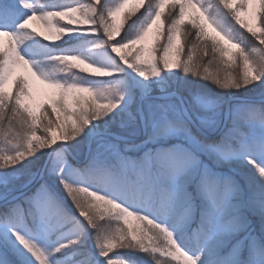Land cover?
<instances>
[{
	"label": "snow or ice",
	"instance_id": "1",
	"mask_svg": "<svg viewBox=\"0 0 264 264\" xmlns=\"http://www.w3.org/2000/svg\"><path fill=\"white\" fill-rule=\"evenodd\" d=\"M165 2L139 0L146 19L135 35L126 36L123 19L117 23V18L122 13L125 19L128 17L129 13L124 10L129 0L114 5H104L102 2L63 5L55 7V11L37 8L28 0H0V20L5 23L13 18L17 5L26 10L16 24V30L0 29V37L8 39L7 47L0 41V142L16 148L12 153L0 154V167L12 166L32 155L37 148L56 144L53 133L66 142L74 139L90 120L98 119L117 107L119 100H113V96L122 98L116 85L91 87L81 83L85 76L78 78L71 71L80 65H85L81 72L91 69L93 74L101 77L113 76L119 69L90 62L80 52L51 54L37 67L38 61L23 54L21 45L33 38L41 41V35L44 41L53 42L73 34L85 35V32L100 37L95 48L109 46L119 64L145 80L150 76H159L162 69L176 68H182L184 73L193 76L201 75L202 69L206 74L203 79L211 80L222 89L240 90L261 80L264 74V48L251 41L245 43L248 38L243 33L237 35L239 30L232 21L240 28H246L252 37L264 45V0H239L236 7H233V0H209L207 3L205 0H172L166 16ZM249 5L252 6L253 20L260 27L259 35L240 18V12H247ZM136 11V8L131 9L133 13ZM186 16L187 24L191 27L182 31ZM57 17L66 20L67 24L54 27L53 18ZM37 20L41 22L46 35L35 29L29 31L30 22ZM209 28L215 35L209 34ZM232 48L236 51L233 52ZM145 65L150 71L143 70ZM17 69H23V72L17 73ZM57 74H60L59 78ZM68 74H71V79L65 80L63 77ZM243 110L249 115L257 111L254 105H244ZM259 117V124L253 123L251 131H240L242 122L233 111V126L219 139L212 137L214 121L201 117L199 126L169 121L161 134L180 136L182 143L145 153L139 161H127L116 153V158L124 162L125 170L131 168L135 171L138 188L147 197L155 199L162 213L168 211L174 199L181 197L184 204L181 218L191 226L189 236L199 249L194 254L179 244L173 232L163 224L129 210L100 192L73 186L61 179L60 183L73 206L89 227L94 226L96 221L106 220L105 213L110 219H123L125 224L130 217L146 222L143 227L126 231L117 228L114 232L111 227L95 224L97 234L94 236V246L104 259V264H129L121 257L114 259L111 255L113 249L145 253L152 264H161L155 255L157 252L160 256L167 254L173 260L182 258V264H198L207 252V264H223L227 253L222 256L220 250L227 241L219 234L233 228L238 216L241 218L238 230L243 231L247 227L241 207L243 189L231 179H221L204 164L201 157L208 156L219 163L242 156L258 172L259 181L264 185V165L252 158L257 153L264 155V103H260ZM257 129L260 136L253 139L250 146L251 134ZM38 132L43 134L38 135ZM249 152L251 156L247 154ZM192 182L196 185L197 196L204 202L203 207L195 206L188 191L187 185ZM24 203L31 210L28 219L45 222L59 220L60 209L54 205L51 194L43 184L25 196ZM247 207L264 221V196L255 199L249 196ZM3 215L22 219L25 210L20 204H13L4 210ZM12 235L35 257L38 264H50L48 256L34 241L15 231ZM244 239L247 241L244 247L257 249L259 264H264V238L257 240L255 234L249 232ZM78 242L79 238L60 243L49 255L60 253ZM76 264L81 262L77 261ZM237 264H248V257L238 258ZM253 264H256L255 258Z\"/></svg>",
	"mask_w": 264,
	"mask_h": 264
},
{
	"label": "rangeland",
	"instance_id": "2",
	"mask_svg": "<svg viewBox=\"0 0 264 264\" xmlns=\"http://www.w3.org/2000/svg\"><path fill=\"white\" fill-rule=\"evenodd\" d=\"M28 2L33 3L37 8L45 7V4V8L55 11L57 10L55 8L57 6H76L77 3H100V0H28ZM106 2L108 4L112 2V5H114L115 3L122 2V0H106ZM205 2L207 3L209 0H205ZM238 3V0H233V7H236ZM139 6H141L139 0H129V4L124 12L132 15L133 12H131V9H137ZM25 14L26 10L17 5L14 16L11 20L7 23L0 20V29L10 31L16 30V24ZM240 18L246 21L249 27L259 35L260 27L258 26V23L253 20L252 6H250L249 12L241 11ZM55 19L59 18H53L54 27L57 26ZM122 19L123 21L125 19L123 13L117 18V23ZM12 21H14V23H12ZM61 21L65 23L64 25L67 24L66 20ZM232 24L238 30L248 31L246 28H240L239 25H236L234 20L232 21ZM80 27L86 28L87 26ZM30 28L35 29V31L39 33L47 34L44 32V28L38 20L30 22L29 31H31ZM123 30L125 29H122V31ZM126 31L127 29L125 30V35ZM208 32L210 35H215L211 28L208 29ZM84 34L85 35L73 34L65 36L63 38L65 41L73 43H70L67 47L61 49H51V52H49L47 56L59 52H80L82 55H85L90 62L97 63L110 69H119V71H116L114 75L110 77H101L98 74H93L91 69L87 72H81L80 70H77V68L72 69L71 71L75 73L78 78L80 76H85L81 83L91 87L116 85L118 92L122 93V98L120 96L112 97L113 100H119V103L115 109L108 113L109 117L107 121L118 125V129L121 131L116 133L129 138L132 141H119L116 137L111 135L93 136L89 144L86 160H84V156L86 155L85 143L81 153L76 154L70 150L73 155H77L79 159L83 161L82 163L87 164L85 168L88 167L89 162L90 170L98 171V168H100L101 165L106 164L107 170L103 169V181H100L97 178L92 179L84 177L82 173L73 166L60 146L54 148V155L45 171L41 174L40 171L44 160L49 149L53 145L50 147L46 146L43 149L37 148L36 152L32 155L25 157L23 160L18 161L12 166L0 167V264H38L35 257L15 240V237L12 235V232L14 231L21 233L27 239L34 241L45 255L48 256L50 264H76L77 261H80L81 264H104V259L98 255L97 249L94 246V236L97 234L95 224H103L111 227V230L114 232L117 228L126 231L129 228H135L137 226L143 227L144 223H146H142L141 221L130 217L128 218L127 224H125L123 219H110L108 214L105 213L106 220L96 221L94 226L89 227L84 218L79 215L76 208L73 206V203L65 192L63 185L60 183L61 179L70 185L83 186L92 191L100 192L127 207L129 210L139 212L140 214L153 219L154 222L163 224L173 232L174 238L177 239L179 244L185 246L187 250L194 254L196 251H199V249L189 236L191 226L186 220L181 218L184 210V204L182 203L181 197L174 199L170 203L168 211L162 213L154 198H149L147 196H134L136 193H139V195L145 194L138 188L135 171L131 168L125 170L124 162L116 158V153H119V155L126 158L127 161H139L144 157L145 153H154L158 149L168 148L183 142L181 137L175 134H161V130L166 127L169 121L172 123H188L182 114L178 99H158L156 97H149L152 95L159 96L177 91L167 89V86L162 79L157 76H150L147 80L138 76L131 69L118 63L117 59L114 57L115 54L111 53L109 46L105 45L101 48L94 47L101 39L100 37L90 36V34L86 32ZM40 38L43 40V35H41ZM252 38L257 40L255 37ZM0 41L3 42L4 47L8 46L7 37H0ZM150 41L151 36L149 37V42ZM257 41L259 42V40ZM33 42L34 38L24 42V45L27 47L26 51H35L29 48ZM43 42L47 48L49 47V44L59 43L57 41L53 42L44 40ZM231 50L233 52L236 51L234 48ZM22 53L25 54L23 51ZM225 59L227 60V58ZM82 68H85V65H80L78 69ZM145 68H147L146 65L143 66V70H145ZM22 72L23 69H17V73ZM63 78L65 80H70L71 74H68ZM128 86H130V88H128ZM263 88L264 78L261 75L260 81L247 86V88L240 89L241 92H244L243 90H245L248 94L239 96L238 91L233 92L231 96L248 98L249 101L232 102L230 105V116L225 123L224 108L227 97L221 101L218 97V94H220L219 92H216L214 99H192L191 107L186 105L183 100L184 108L189 117L198 126L199 118L201 117L215 122L212 128V137L214 139H219L233 126V111L237 113L238 118L242 122L240 131H251V125L253 123L256 125L259 124V105L256 103H264V101H261V99L264 100V94L262 93L264 91ZM140 98H142L140 108L144 118L143 123L137 108V103ZM244 105H254L257 109L256 113L254 115H249L243 110ZM105 130H107L106 124H99L96 122L91 123L87 126L86 137L93 132ZM37 134L42 135L43 133L38 132ZM52 135L56 136V142L66 143V141L59 138L58 134L53 133ZM259 136L260 131L258 129L252 132L251 138L249 139L250 146L253 143V139L259 138ZM1 148L3 149V152L0 154H9L16 151V148L12 145L2 146ZM247 154L249 156L252 155L251 152ZM252 158L257 160L258 163L264 165V155L257 153ZM201 159L204 164L211 168L221 179H231L243 189L244 200L241 202V207L243 208L244 216L246 217L247 227L243 231L238 230L241 223V218L238 216L233 228L219 234L227 241L226 246L220 250V255L222 256L227 253L223 264H237L238 258L243 256L248 257V264H253V258L256 259V264H259L258 250L244 247L247 243L244 238L249 232L254 233L257 240L264 238V221H262L255 212L249 211L247 207V198L249 196L253 199L264 196V185H261L259 181L258 172H256L252 165L248 164L242 156L219 163L208 156H202ZM25 162L35 164V170L21 172L20 169H22V165ZM106 175H110V177L105 178ZM41 184L47 187L48 192L53 198L54 205L60 209L58 221L54 219L45 222L43 220L37 221L34 218L28 219V213L31 210L29 206L24 203V200L21 201L20 204L25 210L24 218L13 219L6 218L3 215L4 210L16 201H8L9 197L29 189L26 193L27 196L34 192ZM131 184H133V186H131ZM187 188L194 199L195 206L197 208L203 207L204 202L197 196L195 183H189ZM76 238H79L78 243L70 245L60 253L49 255L55 246ZM241 241H243V243H238ZM161 245H164L163 237H161ZM229 249H231V251H229ZM121 252H127V250L113 249L111 255L114 259L116 256L121 257L128 261L129 264H152L150 257H147L145 253L131 251L129 253L132 254V257H135V260H129L124 258ZM74 253L78 254L74 255ZM155 255L160 259L161 264H182V258L173 260L172 257L167 254L160 256L159 252L155 253ZM89 257L90 260L88 259ZM208 259L209 254L206 252L202 261L198 262V264H207Z\"/></svg>",
	"mask_w": 264,
	"mask_h": 264
},
{
	"label": "trees",
	"instance_id": "3",
	"mask_svg": "<svg viewBox=\"0 0 264 264\" xmlns=\"http://www.w3.org/2000/svg\"><path fill=\"white\" fill-rule=\"evenodd\" d=\"M100 2H102L104 5H112V2L108 4L106 2V0H100ZM145 2H147V0H145ZM171 4H172V0H166L165 5H164V15L165 16L168 14V11L170 9ZM44 6L46 7L45 4H44ZM250 6L251 5H249L247 12H249ZM256 7H258V5H256ZM55 20H56L57 26H64V24H65L64 22H62L59 19H55ZM144 20H145V13L143 10V6L141 5L137 8L136 12H134L132 15H128V17L126 19H124L125 29H127L126 36L135 35L136 32H138V30H139L140 26L142 25V23L144 22ZM187 20H188V17L186 16L185 17V25L182 26V31L184 30V28H190L191 27L190 25L187 24ZM12 23H14V21H12ZM192 31L194 33L195 30L193 29ZM239 33H243V36L248 38L247 40H245V43H248L249 41H251L252 44H255L261 48H264L263 45H261L257 40L252 38L251 34L248 31L239 30L237 35ZM192 38H194V37H192ZM241 38L243 39V37H241ZM57 42H59V43L58 44H53V43L49 44V47L47 48V46L44 45V42L42 39L40 41L38 38H34V42L32 43V45L29 48H31L32 50H35V51H33V52L32 51L31 52L26 51L27 47H26V45H24V43L21 45V50L28 57L38 61L37 66L39 67V64L45 61L44 58L47 57V54L49 52H51V49H56V48L61 49V48L67 47L68 44L73 43V42L65 41L64 39H62L61 41H57ZM209 44H210V41H209ZM77 70H80V69L77 68ZM145 70L150 71V69H148V67L145 68ZM212 70L213 69H210V71H212ZM200 71H201V75L193 76L191 73H184L182 68H176V69H171V70H163L162 69L160 71V75L157 77L162 79V81L167 86V89L179 92L182 95L185 104L188 105L189 107H191V100L192 99H196V98L214 99V95L216 94V92L220 93V94H218V97H219V99H221V101L226 99V97L231 96L232 93L235 91H238L239 96H244V95L248 94V92L245 90H243L244 92H241V90H235L232 88H228V89L219 88L211 80H204L203 75H206V74L203 73L202 69ZM59 76H60V74H57V78H59ZM262 77L264 78V74H262ZM128 88H130V86H128ZM262 93L264 94V91ZM256 104L260 106V103H256ZM108 117H109V114L107 113V114L99 117L98 119L90 120L89 124L95 123V122L99 123V124H101V123L106 124L107 130H109L111 132H120L121 130L118 129V127H117L118 125L107 121ZM88 125H86L82 129V131L79 133L78 136H76L74 139L66 142L67 147L72 152H74L76 154L82 152L83 147H84V143L86 142V129H87ZM6 145H9V144H7L6 142H0V148L2 146H6ZM70 162L72 163L71 160H70ZM72 164L74 167H76L82 173V175L84 177L92 178V179L97 178L100 181L104 180L103 169L107 170L106 164L101 165V167L98 168V171L90 170L89 169V162H88L87 168H85L87 166L86 163H83L81 165H75L74 163H72ZM34 165L35 164L25 162L22 165V169H20V171L21 172H27L28 170L33 171V170H35ZM106 177H110V175H106L105 178ZM112 178H114V177H112ZM131 186H133V184H131ZM25 196H26V194L21 196L20 198H18L15 201V203H12V205L13 204H21V201L24 200ZM134 196L146 197L145 194L139 195V193H136ZM129 252H131V251L127 250V252H121V254L126 259L135 260V257H132V254H130Z\"/></svg>",
	"mask_w": 264,
	"mask_h": 264
},
{
	"label": "water",
	"instance_id": "4",
	"mask_svg": "<svg viewBox=\"0 0 264 264\" xmlns=\"http://www.w3.org/2000/svg\"><path fill=\"white\" fill-rule=\"evenodd\" d=\"M149 97H156L158 99H166V98H177L178 101H179V104H180V109L182 111V114L184 115V117L186 118V120L189 122V124L191 126H198L192 119H188L189 118V115L187 114V111L186 109L184 108V103H183V99H182V96L180 95V93H177V92H169V93H165V94H162V95H159V96H149ZM142 98L139 99L138 103H137V108H138V113H139V116L142 120V123L144 122V118H143V115L141 113V108H140V102H141ZM263 100V99H261ZM235 101H242V102H246V101H249L248 98H243V97H238V96H230V97H227L226 101H225V108H224V123L229 119V116H230V105L232 102H235ZM264 101V100H263ZM99 135H111V136H114L116 137V139H118L119 141H123V142H131L132 140L129 139V138H126V137H123L119 134H115V133H111V132H106V131H96V132H93L91 135H87V141H86V155L84 157V160L87 159V156H88V150H89V144L93 138V136H99ZM56 146H60L62 147V149L64 150L65 154L72 160L74 161V163L76 165H79L81 164L83 161H81L79 158H77L76 156H74L71 151L68 149V147L66 146V144L64 143H61V142H56V144H53V146L49 149V152H48V155L43 163V166L41 168V174L45 171L46 167L48 166V164L50 163L52 157H53V154H54V148ZM29 189H26L22 192H19V193H16L14 195H12L11 197H9L8 201L10 200H16L18 198H20L21 196H23L24 194H26L28 192Z\"/></svg>",
	"mask_w": 264,
	"mask_h": 264
}]
</instances>
